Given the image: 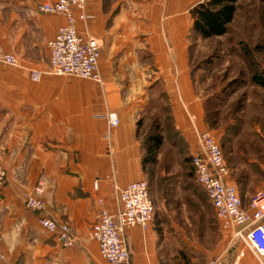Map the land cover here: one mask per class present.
I'll use <instances>...</instances> for the list:
<instances>
[{"label":"crops","instance_id":"0c3cea01","mask_svg":"<svg viewBox=\"0 0 264 264\" xmlns=\"http://www.w3.org/2000/svg\"><path fill=\"white\" fill-rule=\"evenodd\" d=\"M55 1L0 0V53L21 61V68L0 62V152L7 171L0 185V245L5 264H108L91 239V226L100 199L115 211V187L144 178L138 119L147 92L161 86L175 127L193 151L200 150L198 132L208 130L207 98L195 91L188 49L197 37L191 10L202 0H86L89 18L78 20L77 28L82 38L99 44L101 86L48 73L39 83L31 81L30 69L49 72L48 43L65 22L37 10ZM108 114L118 116L116 127L103 117ZM245 150L226 182L239 188L243 208L250 210L251 199L264 193V154L248 157ZM237 178L253 192H245ZM39 182L46 207L30 211L23 195ZM176 185L207 224L209 211L212 218L216 214L208 194L196 180ZM42 217L74 228L77 247L62 248L41 228ZM153 222L146 231H127L132 264H207L215 258L221 264H260L236 236L240 226L223 230L220 248L194 263L192 250L170 242L168 231L160 233Z\"/></svg>","mask_w":264,"mask_h":264},{"label":"rangeland","instance_id":"374dc122","mask_svg":"<svg viewBox=\"0 0 264 264\" xmlns=\"http://www.w3.org/2000/svg\"><path fill=\"white\" fill-rule=\"evenodd\" d=\"M237 4L229 34L202 40L197 36L188 43L195 91L207 98V128L223 150L228 176H235L232 169L240 162L238 152L242 148L247 149L244 152L248 157L264 154V86H258L254 78L256 75L258 81L264 80V5L257 0ZM231 84L234 85L229 88ZM147 95L138 119L139 137L142 139L157 124L164 128L157 163L146 166L143 178L154 203L153 224L160 233L168 231L166 238L170 242L182 241L187 250L191 249L194 263L203 262L209 252L220 248L225 228L216 214L212 218L210 211L204 225L196 217L197 209L179 195L176 185L183 180H196L191 161L200 150L193 151L185 137L172 130L166 110L168 99L161 86ZM248 185L242 181L239 186L245 192H253L247 190Z\"/></svg>","mask_w":264,"mask_h":264},{"label":"built area","instance_id":"2783aa9c","mask_svg":"<svg viewBox=\"0 0 264 264\" xmlns=\"http://www.w3.org/2000/svg\"><path fill=\"white\" fill-rule=\"evenodd\" d=\"M85 5L86 0H57L55 3H41L38 6L40 14L60 16L65 22L58 29L54 40L48 43L49 72L29 70L33 83H39L47 73L102 83L99 76L101 57L99 44L96 39H84L78 33L77 21L89 18ZM0 62L12 68H21V61L15 54L0 53ZM103 117L108 120L110 127H116L119 123L116 114ZM198 136L200 153L192 160L197 182L208 194L222 227L225 229L242 227L236 236L241 238L247 249L254 254L260 264H263L264 193L257 192L251 199L250 210H245L237 188L226 182L229 170L216 137L208 130L198 132ZM3 160V154L0 152V184L7 178ZM95 187H98L97 183ZM43 193L44 186L39 182L31 193L24 194L23 199L28 210L42 212L45 209ZM114 197L117 202L115 211H111L104 200H99L100 214L91 226V239L98 243L100 256L108 264H132L126 233L135 227L146 231L154 219L155 208L149 184L140 180L123 188L115 187ZM39 223L42 229L55 237L62 248L77 247L74 228L69 224L57 223L49 217L40 218ZM1 241L0 234V244ZM5 261L0 245V264H5ZM207 264H221V259L209 260Z\"/></svg>","mask_w":264,"mask_h":264},{"label":"trees","instance_id":"16d2710c","mask_svg":"<svg viewBox=\"0 0 264 264\" xmlns=\"http://www.w3.org/2000/svg\"><path fill=\"white\" fill-rule=\"evenodd\" d=\"M241 1L245 0H202L201 3L197 4L191 10V17L192 20H194L192 27L193 34L203 39L217 38L229 34L231 23L235 20L234 17L238 10L237 3ZM257 1L264 5V0ZM254 78L256 80L255 83L258 86H264V80L258 81V76L256 75H254ZM233 85H229V88L233 87ZM166 110L168 119L171 122L172 130H174L176 135L178 133L181 135V133L176 129L175 123L173 122L171 108L166 107ZM208 115L209 114L207 112L205 121H207ZM207 123L209 124V121H207ZM163 129L164 128L162 124H157L141 139L142 149L145 152L143 156L144 171L147 169L146 166L155 165L157 163L159 150L164 142V137L162 134Z\"/></svg>","mask_w":264,"mask_h":264}]
</instances>
